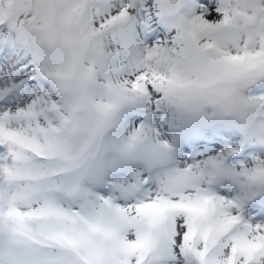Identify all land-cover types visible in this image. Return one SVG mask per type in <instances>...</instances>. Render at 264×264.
Returning a JSON list of instances; mask_svg holds the SVG:
<instances>
[{"label":"snow or ice","instance_id":"6c2138e0","mask_svg":"<svg viewBox=\"0 0 264 264\" xmlns=\"http://www.w3.org/2000/svg\"><path fill=\"white\" fill-rule=\"evenodd\" d=\"M0 264H264V0H0Z\"/></svg>","mask_w":264,"mask_h":264}]
</instances>
